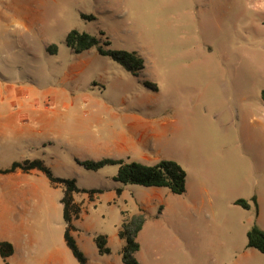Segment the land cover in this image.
<instances>
[{"label":"rangeland","instance_id":"obj_1","mask_svg":"<svg viewBox=\"0 0 264 264\" xmlns=\"http://www.w3.org/2000/svg\"><path fill=\"white\" fill-rule=\"evenodd\" d=\"M74 30L105 50L136 52L145 69L133 74L99 47L76 55L66 44ZM0 76L5 93L31 91L52 120L31 138L39 146L32 152L1 132L0 169L31 153L56 177L101 191L76 195L83 207L73 236L88 264H124L120 227L142 212L140 264H264L247 239L254 225L264 227V0H0ZM104 159L175 161L187 173L186 193L122 185L119 166L78 163ZM40 176L49 201L36 213L17 206L23 222L3 221L0 240H37L36 264H78L64 240V188ZM100 235L109 255L98 254ZM24 262L32 259L0 257Z\"/></svg>","mask_w":264,"mask_h":264},{"label":"trees","instance_id":"obj_2","mask_svg":"<svg viewBox=\"0 0 264 264\" xmlns=\"http://www.w3.org/2000/svg\"><path fill=\"white\" fill-rule=\"evenodd\" d=\"M84 18L94 20L93 16H84ZM66 44L76 55H80L94 47H99V53L102 56L112 58L133 74L137 73L138 75L139 72L145 69L144 59L136 52L115 51L111 49L105 50L101 45V41L89 33H81L74 30L67 36ZM105 45L109 47L110 43H106ZM48 52L56 54L57 47H49ZM262 101L264 103V91L262 92ZM78 163L80 166L92 171H98L110 165H117L119 166V170L117 176L115 177V181L122 185H138L146 188H165L176 196L186 193L187 173L175 161L163 160L154 166L143 165L140 163H126L123 160L112 159H104L97 162L79 161ZM17 170H21L26 174L33 171H39L48 178L53 186L64 188V196L61 203L64 207L63 216L67 225L65 241L78 263L88 264L85 254L80 250L73 236V232L76 230L73 225V221L79 220L82 212L81 206L75 203L74 196L80 193H89L93 196L101 193V191L82 190L77 186L75 180L56 177L53 171L41 160L16 162L9 169L0 170V175L10 174ZM122 191V189L118 188L117 194L120 196ZM253 202L255 203L258 212V204L255 197L253 198ZM236 205L245 210H249L251 208L250 203L246 200H238ZM145 223L146 216L143 212L130 219L126 218L122 223L119 230V238L124 240L126 243L122 250L124 264H140L135 255L140 251V244L137 239L139 234L144 229ZM247 239L248 248L255 249L264 255V231H262L257 225H254L248 232ZM95 243L100 255H109L111 253L110 248L108 247L107 236L100 235L96 237ZM13 254L14 247L12 244L6 242L0 244V256L3 260H7Z\"/></svg>","mask_w":264,"mask_h":264},{"label":"crops","instance_id":"obj_3","mask_svg":"<svg viewBox=\"0 0 264 264\" xmlns=\"http://www.w3.org/2000/svg\"><path fill=\"white\" fill-rule=\"evenodd\" d=\"M4 93H5L4 77L0 76V133L4 132V136L7 137L11 133H13L12 135H14L15 137L21 138L25 143H29L30 144L29 150L30 152H32L35 149H37L39 146L38 144L32 143L31 138L35 136V133L41 131L40 130L41 128L45 130L51 126L52 120L49 119L48 114L45 112L48 110V107L42 110L41 107L37 105L38 98L32 97L34 95L31 94V91L25 89L24 87H17L15 89L13 87H9V91L6 92L5 94ZM13 105L17 107H12ZM18 150H20V148H18ZM7 152L11 154L12 150L7 149L5 154ZM28 156L29 157H25L26 158L25 160L27 159H30L29 161L36 160L35 158L32 157L33 155L31 153H29ZM16 162L19 161H17L14 158L12 159L8 167H5L4 169H0V170H7ZM40 175L41 172L39 171H33L31 173L26 174L21 170H17L10 174L0 175V180H2V186L0 190L1 192L0 193V212H1L0 224H3V221L4 222L8 221L9 217H13V220H17L16 222H20V223L23 222L22 217L16 214L17 206L20 208L31 209L34 211V213H36L41 208L42 204H45L49 201V197H48L49 193L47 192V190L49 191V189L45 187L47 190L46 189L43 190V188L40 187V183H39L41 177ZM50 185L55 189L57 188L53 186L51 183ZM76 195L74 196L75 203L80 205L82 209L83 203H80L76 200L77 197ZM257 204H258V200H257ZM62 209L64 211L63 205H62ZM249 210H251V208ZM261 214H262V210L260 211V216H259V205H258L257 216L261 217ZM21 225L24 228V224ZM256 225L262 231H264V227L261 225V223L260 226L258 224ZM16 227H19V224H16ZM64 240H65V235H64ZM4 242L10 243L14 247V254L11 257H9L7 260H4V262H8V261L13 262L21 258L27 259L30 256V258L32 259L31 263L36 264V260H37L36 256L39 253L37 249L38 247L41 248L40 242L38 243L36 240L27 245L21 236H18L14 241L0 240V244ZM31 247H33V249H31ZM67 249L72 254L68 246ZM98 254L100 255L99 251ZM137 254L138 253H136L135 257L137 256ZM72 256L74 257L73 254ZM74 259L76 260L75 257ZM57 261L58 259L48 257L49 264H56ZM24 264H26V262H24Z\"/></svg>","mask_w":264,"mask_h":264}]
</instances>
